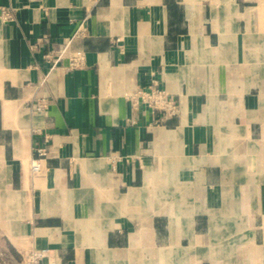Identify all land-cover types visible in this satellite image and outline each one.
<instances>
[{"label": "crops", "instance_id": "0c3cea01", "mask_svg": "<svg viewBox=\"0 0 264 264\" xmlns=\"http://www.w3.org/2000/svg\"><path fill=\"white\" fill-rule=\"evenodd\" d=\"M155 80L177 115L133 106ZM34 250L264 264V0H0V252Z\"/></svg>", "mask_w": 264, "mask_h": 264}, {"label": "built area", "instance_id": "2783aa9c", "mask_svg": "<svg viewBox=\"0 0 264 264\" xmlns=\"http://www.w3.org/2000/svg\"><path fill=\"white\" fill-rule=\"evenodd\" d=\"M3 17L6 20L12 18V14L9 10L3 8ZM85 32V27L81 24L75 33V37H80ZM67 47H62L57 53L54 62L60 61L67 51ZM50 56V55H49ZM67 58L69 61V67L78 68L85 63V52L81 49H76L68 52ZM131 102L135 108L145 105L151 109L154 113L162 114L161 119L171 118L178 114L179 105L175 98L167 91L166 88H163L158 80L153 81L151 85L147 88H137L130 95ZM37 109H41V106H37ZM40 155H47V150L45 147L38 149ZM41 169V164L35 162L33 164V170L39 171ZM45 256L44 250H34L26 258L25 264H42V259Z\"/></svg>", "mask_w": 264, "mask_h": 264}, {"label": "rangeland", "instance_id": "374dc122", "mask_svg": "<svg viewBox=\"0 0 264 264\" xmlns=\"http://www.w3.org/2000/svg\"><path fill=\"white\" fill-rule=\"evenodd\" d=\"M0 262L2 264H11L8 258L6 256H3L1 252H0Z\"/></svg>", "mask_w": 264, "mask_h": 264}, {"label": "water", "instance_id": "95a60500", "mask_svg": "<svg viewBox=\"0 0 264 264\" xmlns=\"http://www.w3.org/2000/svg\"><path fill=\"white\" fill-rule=\"evenodd\" d=\"M0 264H2V263L0 262Z\"/></svg>", "mask_w": 264, "mask_h": 264}]
</instances>
